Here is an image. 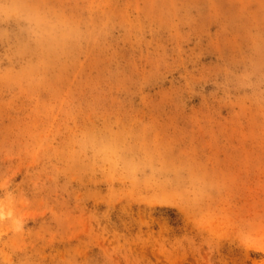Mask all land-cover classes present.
Masks as SVG:
<instances>
[{"label": "rangeland", "instance_id": "1", "mask_svg": "<svg viewBox=\"0 0 264 264\" xmlns=\"http://www.w3.org/2000/svg\"><path fill=\"white\" fill-rule=\"evenodd\" d=\"M0 264H264V0H0Z\"/></svg>", "mask_w": 264, "mask_h": 264}]
</instances>
